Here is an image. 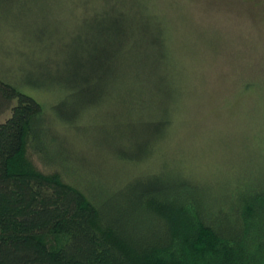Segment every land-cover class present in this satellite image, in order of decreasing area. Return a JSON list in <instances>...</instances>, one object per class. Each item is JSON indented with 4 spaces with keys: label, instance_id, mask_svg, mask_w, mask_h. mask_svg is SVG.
Returning a JSON list of instances; mask_svg holds the SVG:
<instances>
[{
    "label": "trees",
    "instance_id": "16d2710c",
    "mask_svg": "<svg viewBox=\"0 0 264 264\" xmlns=\"http://www.w3.org/2000/svg\"><path fill=\"white\" fill-rule=\"evenodd\" d=\"M148 1L79 0L92 13L78 20L84 50L64 70L60 91L71 107L55 106L56 125L43 103L0 80V264H264L263 184L247 174L204 182L171 154L170 168L158 170L163 145H178L185 56L173 48V26L155 25L160 12ZM169 56L177 65L164 83L160 61ZM150 69L155 81L145 87L140 74ZM109 101L131 106L108 110ZM104 110L115 119L100 147L115 166L141 173L96 195L58 141Z\"/></svg>",
    "mask_w": 264,
    "mask_h": 264
},
{
    "label": "rangeland",
    "instance_id": "374dc122",
    "mask_svg": "<svg viewBox=\"0 0 264 264\" xmlns=\"http://www.w3.org/2000/svg\"><path fill=\"white\" fill-rule=\"evenodd\" d=\"M149 1L160 12L155 25L161 30L173 26V48L185 56L180 63L185 75L177 77L184 93L176 108L178 145L172 153L170 140L163 145L158 170L170 168L171 154L186 158L191 168L185 169L200 173L204 182L247 174L264 185V0ZM85 11L92 13L79 0H0V80L43 103L55 125V106L71 107L60 84L67 79L66 66H73V55L84 50L77 38ZM160 64L164 83L170 82V66L177 64L170 56ZM141 73V85L149 87L156 76L151 69ZM111 104L114 111L131 106L109 101L105 108ZM103 112L101 119L89 114L73 124L58 141L64 142L60 147L71 156L70 167L85 189L96 195L141 173L135 166H115L100 147L103 127L115 119L112 112ZM6 117L0 116V123ZM33 162L44 172L54 170L38 158Z\"/></svg>",
    "mask_w": 264,
    "mask_h": 264
}]
</instances>
